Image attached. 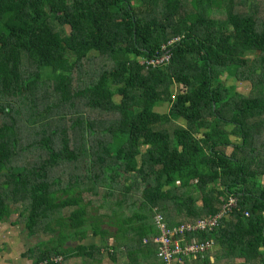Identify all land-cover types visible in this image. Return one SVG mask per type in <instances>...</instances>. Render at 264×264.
<instances>
[{
  "label": "trees",
  "instance_id": "obj_1",
  "mask_svg": "<svg viewBox=\"0 0 264 264\" xmlns=\"http://www.w3.org/2000/svg\"><path fill=\"white\" fill-rule=\"evenodd\" d=\"M214 1L0 0V221L16 205L49 237L32 264H164L154 215L209 218L230 197L186 241L213 239V264H264V0H224L221 17ZM176 35L165 65L141 63ZM88 231L100 242L67 243Z\"/></svg>",
  "mask_w": 264,
  "mask_h": 264
},
{
  "label": "built area",
  "instance_id": "obj_2",
  "mask_svg": "<svg viewBox=\"0 0 264 264\" xmlns=\"http://www.w3.org/2000/svg\"><path fill=\"white\" fill-rule=\"evenodd\" d=\"M183 36L176 35L169 38L160 47V52L151 56L150 58L143 59L141 63L145 66L158 67L165 65L170 58V51L175 45L180 43ZM235 198L230 197L228 201L222 206L220 214L202 219H195L180 222L169 226L164 220L160 213L154 215V224L159 230L156 236H152V243L157 245L156 256L164 264H185L183 257L187 258L188 264H213L214 259L210 254L214 248L213 239H202L186 241V235L189 233H201L204 231L211 230L218 218L227 213L232 206L235 204ZM146 241V239H143ZM111 251V250H109ZM208 252V261H199L204 254ZM60 257H53V262L60 261ZM198 261V263L196 262ZM38 264H47L46 260L39 262Z\"/></svg>",
  "mask_w": 264,
  "mask_h": 264
},
{
  "label": "rangeland",
  "instance_id": "obj_3",
  "mask_svg": "<svg viewBox=\"0 0 264 264\" xmlns=\"http://www.w3.org/2000/svg\"><path fill=\"white\" fill-rule=\"evenodd\" d=\"M259 3L262 2V0H258ZM225 1L224 0H216L213 2L212 4V12H211V16L212 17H221V12L224 10L225 8ZM94 56V53H90V56ZM97 65H99L98 60H94L89 61L88 65H86L85 67V71L82 73V78L86 79L87 77L90 76V74L93 71V68L97 67ZM237 90L242 92V93H247L249 91V86L248 85H244L243 83L241 84H237ZM115 100L118 101L119 97L115 96L114 97ZM83 109H85L84 107H82ZM159 110H166L165 107L162 108H158ZM87 114V113H85ZM90 115H93L95 117H100L99 115L95 114V113H88ZM108 117H110L108 114L103 113L102 118L103 120H105V122L108 120ZM182 122V121H180ZM183 123V122H182ZM37 151V150H35ZM44 156V155H42ZM34 159L33 156H29L28 157V161ZM31 163V161H29ZM91 196V194L87 193V197ZM92 197V196H91ZM13 208V207H12ZM16 211H13L11 213V215L6 218L5 220H1L0 221V246L2 247V250L0 251V264H20L24 262L25 258L23 255V252L28 248V247H32L33 245H35L38 240L44 238L45 240H47L49 237L44 236V234L41 233V230L38 231L35 235H28L26 232V229H24V221L23 218H18L17 215V210H18V206L15 205ZM70 208L67 207L65 208L63 211V214H67L68 210ZM183 221V220H182ZM92 240H95L97 242H91V243H98L100 241V238L98 237H93L91 240H87V241H81V243H86V242H90ZM78 241V240H77ZM76 240H69L67 241V243L69 245H73L77 243ZM109 244L113 243V239L109 238L108 239ZM23 255V256H22ZM104 256L108 255L106 253H104ZM81 262H87V260L83 257L79 258ZM117 261H126V257H123L122 255H120L118 257ZM30 261H27V263ZM60 264H66V260H62L60 262Z\"/></svg>",
  "mask_w": 264,
  "mask_h": 264
},
{
  "label": "crops",
  "instance_id": "obj_4",
  "mask_svg": "<svg viewBox=\"0 0 264 264\" xmlns=\"http://www.w3.org/2000/svg\"><path fill=\"white\" fill-rule=\"evenodd\" d=\"M166 223H167V221H166ZM92 236L93 237H98V236H94L90 231H88L87 235L84 238H82V240L83 241L91 240ZM81 241L78 240L77 243H79V242L81 243ZM91 242H97V241L92 240L90 242H86V243H82V244H90ZM24 257L25 258H22V259H24V262L23 263L20 262V264H32V259L31 258H29L28 256H24ZM79 258L80 257H72L71 256L70 258L66 259V264H88V262H81ZM117 260L113 262L107 256H104L102 258L101 262H99L98 264H123V261L120 262V261H117ZM27 261H30V262L27 263Z\"/></svg>",
  "mask_w": 264,
  "mask_h": 264
},
{
  "label": "clouds",
  "instance_id": "obj_5",
  "mask_svg": "<svg viewBox=\"0 0 264 264\" xmlns=\"http://www.w3.org/2000/svg\"><path fill=\"white\" fill-rule=\"evenodd\" d=\"M184 222V221H183ZM214 249V248H213ZM213 251V250H212Z\"/></svg>",
  "mask_w": 264,
  "mask_h": 264
}]
</instances>
